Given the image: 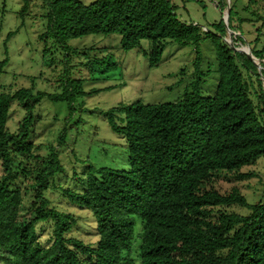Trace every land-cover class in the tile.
<instances>
[{
	"label": "trees",
	"instance_id": "trees-1",
	"mask_svg": "<svg viewBox=\"0 0 264 264\" xmlns=\"http://www.w3.org/2000/svg\"><path fill=\"white\" fill-rule=\"evenodd\" d=\"M214 4L221 18L204 28L180 20L171 0H43L46 28L39 38L65 51L64 81L53 93L33 84L13 91L0 84V264H136V224L137 264H264V196L250 204L237 188L214 189L221 178H250L241 170L264 158V15L254 8L257 0ZM87 36H117L118 50H136L149 68L171 43L195 54L192 81L176 101L119 104L101 112L126 143L128 170L89 166L85 174L72 173L75 189L61 190L69 204L90 213L93 243L70 236L76 218L45 197L65 172L59 151L73 146L69 131L91 93L67 75L72 56L80 54L68 42ZM206 39L218 71L210 95L199 89L209 68L199 51ZM109 54L94 61L104 63ZM6 63L0 61V73ZM43 100L65 103L68 110L47 145L36 143ZM13 106L22 117L11 131ZM233 206L246 213L230 211Z\"/></svg>",
	"mask_w": 264,
	"mask_h": 264
},
{
	"label": "rangeland",
	"instance_id": "rangeland-1",
	"mask_svg": "<svg viewBox=\"0 0 264 264\" xmlns=\"http://www.w3.org/2000/svg\"><path fill=\"white\" fill-rule=\"evenodd\" d=\"M88 5L95 0H78ZM255 10L264 15V0H257ZM176 7L177 17L184 22H193L204 28L216 23L221 16L214 4L215 0H171ZM47 10L43 0H0V61H7L0 73V84L7 90L27 88L33 84L36 90L53 93L60 90L64 81L65 51L53 40H41L46 28ZM224 16V15H223ZM264 33V29H263ZM9 34H11L9 36ZM227 43L230 40H226ZM80 53L72 56L73 70L68 69V76L82 80L83 89L90 92L83 98L82 112L76 114L78 122L72 125L68 141L73 146L59 151L64 174L54 178L53 185L46 191L45 197L54 208L73 215L77 225L70 236L81 238L86 242H95L91 234L94 220L87 210L76 208L62 196L61 190L75 189L72 173L80 176L87 172L89 166L128 170L127 146L123 138L112 132L101 112L119 104L135 102L144 104L174 102L187 90L192 81V61L195 59L191 47L169 44L164 49L161 60L156 67L149 68L145 57L132 50L123 53L118 50L117 36H87L68 42ZM203 54L205 73L200 93L210 95L215 91L218 71L214 48L209 39L199 45ZM85 52L84 56L81 53ZM109 54L106 62L98 60ZM87 60L85 67L81 63ZM103 68H107L104 69ZM68 113L65 103H51L43 100L37 110L41 121L36 125L39 137L36 143L47 145L55 141L60 131V120ZM22 114L16 106L12 107L8 127L14 131ZM70 145V144H69ZM42 154L44 150L42 149ZM243 174H252L248 179L239 181L235 178L218 179L214 189L219 193L237 188L250 204L259 202L264 196V158H260L250 167L241 170ZM75 187V188H74ZM238 214L246 211L233 206L229 208ZM47 228L40 233L41 239L47 237ZM140 226L134 229V242L131 256L137 264L138 233Z\"/></svg>",
	"mask_w": 264,
	"mask_h": 264
},
{
	"label": "water",
	"instance_id": "water-1",
	"mask_svg": "<svg viewBox=\"0 0 264 264\" xmlns=\"http://www.w3.org/2000/svg\"><path fill=\"white\" fill-rule=\"evenodd\" d=\"M228 13H229V4L227 3L226 12H225L224 16L222 17L223 23H224L226 29H227V16H228ZM229 34H231V33L229 32ZM229 44L231 45V42H229ZM238 51L242 52V53H245V54H248L250 56L249 50H238ZM251 59L254 62V64H257V62H256V60L254 58L251 57Z\"/></svg>",
	"mask_w": 264,
	"mask_h": 264
}]
</instances>
